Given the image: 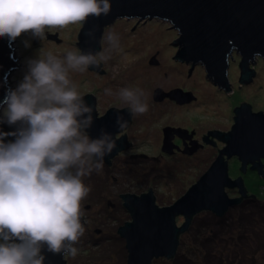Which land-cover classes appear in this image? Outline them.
<instances>
[{"label": "rangeland", "instance_id": "374dc122", "mask_svg": "<svg viewBox=\"0 0 264 264\" xmlns=\"http://www.w3.org/2000/svg\"><path fill=\"white\" fill-rule=\"evenodd\" d=\"M170 26L157 18L144 22L117 18L102 34L99 52L108 55V59L101 62L104 72L89 68L84 72H71L81 91L95 95L98 115H103L110 106H126L117 95L119 88L124 86L142 89L148 109L133 113L131 123L122 132L132 143L130 148L111 158L110 165L104 162L99 171L93 170L83 177L89 186V192L81 200L85 231L76 242L77 254L64 256L67 264H125V240L117 228L130 220V215L122 207L119 194H139L150 186L157 193L155 200L159 206L172 203L208 168L218 153L217 148L222 147L221 141L213 145L203 142L201 136L207 130H228L234 116L233 107L240 102L249 103L253 111H264V63L260 58H255L251 65L256 71L252 80L240 85L239 56L234 52L233 58H229L227 72L231 90L226 92L206 77L202 65H194L187 74L190 63L171 57L177 50L171 43L177 31ZM80 27L81 22L54 26L43 41L33 36L31 30L17 35L13 44L15 59L20 65L10 72L9 88L22 79L27 71V58L36 56L39 50H52L62 55L69 48L78 49ZM109 30L119 33L118 48H111L105 38ZM26 40L30 42L28 46H25ZM106 87L111 93H105ZM158 88L163 91L181 88L195 98L181 104L168 97L154 100L153 94ZM166 127H180L191 134L190 137L187 132L173 130L172 154L167 157L166 152L161 151ZM240 170V162L231 157L229 176L234 178L240 174L246 185L243 198L254 194L261 206L258 209L246 201L243 207L229 206L221 215L209 210L193 214L187 229L179 234L176 251L181 246L198 250L194 264H264V178L257 177L250 169L244 174ZM235 188L238 190L237 186L226 188L228 196L235 193ZM182 220L183 217L178 216L177 224ZM168 260L154 258L152 264H181V261Z\"/></svg>", "mask_w": 264, "mask_h": 264}, {"label": "clouds", "instance_id": "9594fccd", "mask_svg": "<svg viewBox=\"0 0 264 264\" xmlns=\"http://www.w3.org/2000/svg\"><path fill=\"white\" fill-rule=\"evenodd\" d=\"M110 7L111 0H0V35L14 39L31 30L43 41L54 26L107 14ZM105 38L111 48L119 47V33L109 30ZM106 59L105 52L92 50H39L0 100V122H20L8 131L0 128V264H45L46 251H79L76 242L85 231L81 200L89 192L83 177L103 167L116 138L103 128L90 135L95 105L71 72ZM117 95L130 113L148 109L138 87H121ZM116 125L123 129L128 119L117 112Z\"/></svg>", "mask_w": 264, "mask_h": 264}, {"label": "water", "instance_id": "95a60500", "mask_svg": "<svg viewBox=\"0 0 264 264\" xmlns=\"http://www.w3.org/2000/svg\"><path fill=\"white\" fill-rule=\"evenodd\" d=\"M123 17L143 22L157 18L170 23V27L177 31V37L171 42L177 46V50L171 57L190 63L187 74L194 65H202L206 77L226 92L231 90L227 72L233 52L239 56L240 85L249 83L255 75L254 66H251L255 58H260L264 63V0H111L107 14L89 15L81 22L76 43L78 49L99 52L104 28L115 19ZM11 43L12 39L0 35V100L8 89L9 73L20 65L12 56ZM101 64L89 65L88 68L104 72ZM164 97L180 104L195 98L189 91L181 88L169 91L155 89L154 100ZM84 98L95 105L94 120L88 129L90 135H98L103 128L112 132L116 138V146L104 157V162L110 165L111 158L130 146L125 132L116 137V133L126 128H117V112L128 119V125L133 113L126 106H110L99 116L95 95L85 93ZM233 110L234 116L228 130H208L202 136L205 142L214 143L209 141L211 136L223 143L219 150L217 148L215 159L172 203L159 206L150 186L141 194H119L130 215V220L124 221L117 228V232L125 240V264H152L154 258L173 257L179 234L187 229L193 214L209 210L221 215L229 206L236 204L240 197L228 196L226 188L237 186L240 195H246L243 179L240 176H229L228 160L231 157L240 162L242 172L249 165L251 170L264 176V111H253L251 105L244 101L233 107ZM19 125V121L14 124L0 122V128L5 131ZM173 130L188 132L180 127L164 128L162 151L168 154L172 152ZM4 139H14V136H5ZM178 216L183 217L179 225L176 222ZM64 256L61 252L46 251L45 264H67Z\"/></svg>", "mask_w": 264, "mask_h": 264}, {"label": "trees", "instance_id": "16d2710c", "mask_svg": "<svg viewBox=\"0 0 264 264\" xmlns=\"http://www.w3.org/2000/svg\"><path fill=\"white\" fill-rule=\"evenodd\" d=\"M173 59V58H172ZM100 88V87H99ZM262 163H263V169H264V159H262ZM105 164V163H104ZM248 169H250L249 168V165L246 167V170H245V172H247V170ZM251 170V169H250ZM252 171H254V172H256V176L258 177V175H259V177L261 176L262 178H264V176H262V174H258V172L257 171H255V170H252ZM242 171L240 170V173H241ZM245 172H243V174L245 173ZM243 181H244V178H243ZM244 185H245V183H244ZM245 189H246V185H245ZM248 194H249V192H248ZM254 197H253V196ZM249 199H248V203H252L253 205H255V206H257V208L259 209L260 208V206H261V204H259V202L257 201V200H255L256 198L255 197H257L256 195H254V194H249ZM253 198H255V199H253ZM258 198V197H257ZM259 199H261V198H259ZM264 199V198H263ZM254 206V207H255ZM213 213V212H212ZM214 214V213H213ZM242 217H243V215H242ZM202 233V232H201ZM188 249V250H187ZM197 252H198V250H191V249H189V247H185V246H181L180 248H178V250L176 251V253L174 254V256L173 257H171V258H167V259H169V260H173V261H175V262H178V261H181V264H194L195 263V255L197 254ZM168 260V261H169Z\"/></svg>", "mask_w": 264, "mask_h": 264}, {"label": "flooded vegetation", "instance_id": "af4514ba", "mask_svg": "<svg viewBox=\"0 0 264 264\" xmlns=\"http://www.w3.org/2000/svg\"><path fill=\"white\" fill-rule=\"evenodd\" d=\"M234 53V52H233ZM259 59V58H258ZM113 107V106H112ZM133 116V115H132ZM127 128V127H126ZM125 128V129H126ZM125 129H123V130H121L120 132H118V133H116V137H119V136H121V135H123V134H125V133H122ZM189 131V130H188ZM208 131V130H207ZM190 133H193V132H190ZM187 134L189 135V133L187 132ZM126 135V134H125ZM204 135V134H203ZM190 136V135H189ZM191 137V136H190ZM183 138V137H182ZM126 139H127V141L130 143V146H131V142L128 140V138H127V135H126ZM201 139H202V141H203V137L201 136ZM177 141H179V142H181V139H176ZM183 140V139H182ZM209 141H213L214 143L216 142V141H218L216 138H214V137H209ZM204 142V141H203ZM214 143H211V144H213L214 145ZM162 144H163V139H162ZM130 146L127 148V149H129L130 148ZM222 146H223V143H222ZM220 148V147H219ZM219 148H218V150H219ZM126 149V150H127ZM122 151H124V150H122ZM161 151H162V146H161ZM121 152V151H120ZM174 152V151H173ZM119 153V152H118ZM117 153V154H118ZM164 153H165V151H164ZM116 154V155H117ZM166 154V156L165 157H167L168 155H171L172 154V152L170 153V154H168V153H165ZM115 155V156H116ZM114 156V157H115ZM164 156V155H163ZM241 173H243V172H241ZM239 176H240V174H239ZM242 177H243V175H241ZM237 177V176H236ZM236 177H234V178H236ZM233 178V177H232ZM147 191V190H146ZM145 191V192H146ZM234 191H235V193H233L232 195H230V197H239L240 196V193H239V191L235 188L234 189ZM124 193H127V192H124ZM141 193H143V192H141ZM141 193H139V194H141ZM154 193V192H153ZM121 194H123V193H121ZM120 194V195H121ZM155 194H157V193H154V196H155ZM250 196H248V198H249ZM121 198V197H120ZM248 198L246 197V198H243V196L240 198V200L235 204V206H238V205H243V202H246V201H248ZM255 199V198H254ZM256 200V199H255ZM121 205H122V207H124L123 206V200H122V198H121ZM243 207V206H242ZM125 208V207H124ZM230 208V207H229ZM229 208L227 209V210H229ZM127 211V210H126ZM128 212V211H127ZM216 215V214H215ZM220 218V217H219ZM183 221V220H182ZM180 224V223H179Z\"/></svg>", "mask_w": 264, "mask_h": 264}, {"label": "bare ground", "instance_id": "6f19581e", "mask_svg": "<svg viewBox=\"0 0 264 264\" xmlns=\"http://www.w3.org/2000/svg\"><path fill=\"white\" fill-rule=\"evenodd\" d=\"M11 46H12V53H13V58L15 59V50H14V47H15V45L13 44V39H12V43H11ZM11 81H12V79L10 78V73H9V75H8V77H7V85H8V88L10 87V84H11Z\"/></svg>", "mask_w": 264, "mask_h": 264}]
</instances>
